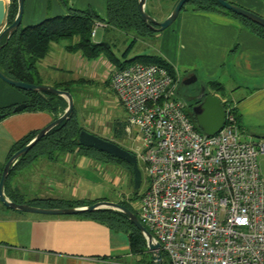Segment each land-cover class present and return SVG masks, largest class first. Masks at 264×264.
<instances>
[{
  "label": "crops",
  "instance_id": "obj_1",
  "mask_svg": "<svg viewBox=\"0 0 264 264\" xmlns=\"http://www.w3.org/2000/svg\"><path fill=\"white\" fill-rule=\"evenodd\" d=\"M176 1L147 0L146 9L156 19L162 20ZM230 1L264 17V0ZM69 8H91L105 23L106 0H24L21 27L36 24L52 15H64ZM171 23L155 34L154 52L147 54L157 55L171 65L177 77L176 94L179 98L181 95L177 91L190 92L205 86L206 91L217 95L221 101L225 98L234 100L242 138L253 141L254 128L264 124V38L251 32L237 17L220 9L195 11L184 8ZM131 37L133 43L127 44L126 40ZM137 37L141 36L105 23V26L95 28L91 38L94 42L110 45L116 58L130 60L138 55H147H131ZM66 46L61 42L50 44L46 56L40 60V68H37L39 83L53 87L67 83L69 92L73 90L70 92L74 100L73 115L79 125L82 121L81 127L87 125L89 132L104 135L102 119V122H87L80 119V115L86 104L93 108L100 103L103 106L104 93H113L110 78L116 65L106 56L88 59L81 51L68 50ZM213 83L220 89H214ZM81 86H96L98 93H81ZM28 99L24 92L0 79V108L27 102ZM55 114H59V110L56 113L23 110L3 117L0 120V140L4 139L9 146L5 161L16 141L43 128L55 118ZM91 116L96 118V114ZM259 138L253 142L264 145V140ZM38 159L45 177L27 178L30 171L24 167L14 178V186L25 200L55 198L117 202L107 197L104 162L81 154L77 149L71 153H60L57 158L41 156ZM117 169H109L106 176L112 184L119 180L116 178L121 169ZM120 172V178L126 183L130 173ZM36 184H40L39 188L32 187ZM127 237L126 233L112 230L104 223L81 214L27 213L7 208L0 202V264H136L140 257L129 251ZM146 259L151 260L149 252H146Z\"/></svg>",
  "mask_w": 264,
  "mask_h": 264
},
{
  "label": "built area",
  "instance_id": "obj_2",
  "mask_svg": "<svg viewBox=\"0 0 264 264\" xmlns=\"http://www.w3.org/2000/svg\"><path fill=\"white\" fill-rule=\"evenodd\" d=\"M110 84L146 179L136 213L167 262L264 264V145L242 138L235 101H221L224 125L209 136L165 66L131 63Z\"/></svg>",
  "mask_w": 264,
  "mask_h": 264
},
{
  "label": "trees",
  "instance_id": "obj_3",
  "mask_svg": "<svg viewBox=\"0 0 264 264\" xmlns=\"http://www.w3.org/2000/svg\"><path fill=\"white\" fill-rule=\"evenodd\" d=\"M195 11H214L223 10L237 17L251 32L259 37L264 38V28L256 23L234 14L229 10L221 8L215 0H189ZM186 3V4H187ZM184 9V6L183 8ZM17 10L16 0H10L7 8L6 23L9 24L15 17ZM106 20L105 23L111 27H115L126 32H131L139 36L154 35V31L148 28L142 21L137 0H106ZM103 21L97 13L91 8L86 9H68L64 15L48 17L42 21L29 25L28 27H19L5 41L2 40L0 47V69L8 76L29 83H39V76L36 63L42 60L49 51L52 42H60L62 39L70 38L75 41L66 46L68 50H79L88 59H94L101 55L106 56L116 68L124 67L128 64L140 62L144 64H158L165 66L169 73L174 74L169 63L164 61L157 55H138L133 58L120 60L115 57L112 47L104 42H94L92 37L93 25ZM133 42L131 41V44ZM131 47V46H130ZM175 76V74H174ZM65 86L67 83H59L54 87L68 90ZM214 89H220L218 84H212ZM28 95L27 111H52L57 112L58 106L66 107V101L63 97L48 94L42 97L33 91L21 90ZM15 104L0 108L5 113V117L12 114V108ZM74 114V113H73ZM70 119L61 122L59 125L51 129L35 146L27 153L20 155L16 163L11 167L9 176L5 182L4 191L8 198L15 202H26L30 205L41 207H70L88 205L94 202L86 200H64L55 198H35L25 200L16 188H12L10 179L15 172L30 165L34 160L41 156L53 159L55 154L72 152L77 149L79 153L98 160H108L116 164H120L129 169L131 176V167L122 160L116 159L94 148L80 146L77 143V135L83 128L79 125L75 115ZM57 115L55 114V118ZM38 131V130H37ZM37 131H32L22 137L20 141H16L11 147L8 157L14 151L23 147ZM2 170V169H1ZM133 183V176H132ZM139 190V189H138ZM138 190L134 189L133 199L137 198ZM136 215L137 213L130 205L123 201H117ZM81 215L90 217L96 221L104 223L107 227L115 231H121L128 235L129 251L135 255L148 252L146 241L139 230L130 222V220L121 212L112 209H100L93 212L81 213ZM163 264H169L165 254L162 253ZM152 260H146V264H152Z\"/></svg>",
  "mask_w": 264,
  "mask_h": 264
},
{
  "label": "water",
  "instance_id": "obj_4",
  "mask_svg": "<svg viewBox=\"0 0 264 264\" xmlns=\"http://www.w3.org/2000/svg\"><path fill=\"white\" fill-rule=\"evenodd\" d=\"M139 12L144 22L148 28L154 32H160L170 26L182 10L183 6L189 2V0H177L170 9L169 14L162 20L156 19L151 15L146 9L147 0H137ZM221 8L229 10L230 12L242 16L257 25L264 28V17L259 14L240 7V5L232 3L228 0H215ZM17 10L14 19L12 22L7 24L6 14L8 8L7 0H0V47L2 46V40L5 38V41L11 36V34L21 26V19L24 10V0H16ZM0 79L5 83L13 86L17 90L33 91L38 93L42 97H47L48 94H53L61 96L66 101V107L64 111L54 118L51 122L45 125L43 128H40L36 134L29 140L23 147L14 151L7 158L4 163L1 173H0V202L3 206L22 211L27 213H38L46 215H74L81 214L86 212H93L100 209H112L123 213L130 222L139 230L143 238L146 241V247L148 252L151 255L152 264H163L162 253L159 250L160 245L157 240L152 237L153 235L145 228L144 225L140 222L138 216L130 210L125 205L110 200H99L88 205L82 206H70V207H41L36 205H30L27 202H15L8 198L4 191L5 182L9 176L11 167L19 159L20 155L27 153L33 146H35L51 129L59 125L61 122L70 119L74 112V100L72 95L67 90L56 88L49 85H44L40 83H29L24 82L18 79H14L6 75L0 69ZM195 103H191V113L195 119V122L199 129L206 135H214L219 132L224 125L225 111L220 97L206 91L205 86H201L198 95L196 96ZM27 107L26 102L15 104L12 108L13 113H19L25 110ZM5 117V113L0 111V120ZM77 143L80 146L94 148L97 151L103 152L111 157L122 160L127 163L132 170L133 176V188L138 190L142 182V172L139 167L137 156L121 147L117 143H114L108 139H104L94 133H91L85 129H81L77 135Z\"/></svg>",
  "mask_w": 264,
  "mask_h": 264
},
{
  "label": "rangeland",
  "instance_id": "obj_5",
  "mask_svg": "<svg viewBox=\"0 0 264 264\" xmlns=\"http://www.w3.org/2000/svg\"><path fill=\"white\" fill-rule=\"evenodd\" d=\"M173 1H176V0H173ZM228 1H230V0H228ZM7 2L9 4L10 0H7ZM232 3H234V2H232ZM240 7H243V6H240ZM184 8L192 9L193 5L190 3H187L184 5ZM244 8H246V7H244ZM246 9H248V8H246ZM162 31H160V32H162ZM99 33H100V30L98 31L95 38L98 39ZM158 33L156 32V33H154V35L152 34V35H148V36L137 37L135 44L133 45V48H131L132 49L131 55L138 54V53L139 54L153 53L154 48L152 45L155 43V39L157 38L155 36V34H158ZM131 40H132V37L129 38V40H126V43L128 44ZM60 42L68 45V44H71L73 42V39L65 38V39H62ZM118 47H120V45H118ZM39 65H40V61H38L35 66H37V68L39 69L40 68ZM41 77H43V76H41ZM175 77H176V75H175ZM176 79H177V77H176ZM41 80L44 81L46 79L41 78ZM67 86L68 85L65 86L64 84H62L60 87H67ZM178 86H180V83ZM95 88H96V86H81V89H82L81 93L87 94L88 91L93 92V93H98L95 90ZM111 91L113 92L112 94H111V92L104 93V102L102 101L103 106H101L100 105L101 103H100L96 107L93 108L91 105L86 104L83 107V111L81 112L82 116L80 115V119L85 120L87 122H92V120L101 121L100 119H102L104 121V135L96 134L97 132H94V134H96V135H98L104 139H108L114 143H117L121 147L135 153L136 149H138V141H137L136 134L135 133L128 134L126 132V130H125L126 122H125V118L123 115V113L125 111H123L124 109H123L122 105L118 101H116L113 89ZM182 91H183V89H182ZM70 92L73 93V90H71ZM181 99H183L186 102V104H189L192 102V100L189 99L188 97L182 96ZM76 100L78 101L77 97H76ZM58 110H59V114H61L64 111L62 106H58ZM59 114H57V115H59ZM78 114H80V113H78ZM91 114H96V118L95 117L93 118V116H91ZM97 115H98V117H97ZM121 115H123L122 121L120 120ZM82 124H83V122L81 121L80 125L82 126ZM83 127H84L83 129H85V130L90 129L87 125H85ZM254 129H255L254 132L252 131L255 135L253 138V141L260 139L259 137H261V139L264 140V124H262L259 127H255ZM87 131H90V130H87ZM252 132L249 131L248 133H252ZM91 133H93V132H91ZM4 142H5L4 139L0 140V163L2 164L0 166V173H1V169H2L1 167H3L4 163L6 162L5 157L8 153V150H9L8 144L6 145ZM59 154L60 153L55 154L54 158L59 157ZM39 160L40 159L36 160L33 164L26 166L27 170L30 171V173L27 174V178L35 177L36 179H40V178L45 177L44 173H41V172H43V169L42 168L40 169L41 166H40ZM95 160H97L99 162H104L103 163L104 164V186L107 187V189H108L107 190V197L112 198V199L117 200V201H122V200H120V198H123L124 199L123 202H126L128 205H130L132 207V209L135 212H137V207H138L139 199L141 197V193L143 192V190L146 186V179H145V175L143 173V170H141L142 182H141L140 188L138 190L139 194L137 195L136 199H133L134 188H133V183H132V176H131L129 169L125 166H122L124 169L121 166H119L122 168L121 169L118 167V165L116 163H114L112 161L105 160V159L104 160L95 159ZM258 161H259V165H260V170L262 171V173H264V152H260V154L258 155ZM138 162H139L140 169H142L141 165H140V161H138ZM114 167L116 169L119 168L117 170L121 169L128 174L130 173L129 179L127 180L126 183L123 179L120 178V176H121L120 171L121 170L119 171L120 176L117 175L118 177L116 179H119V180L116 181V183L114 182V184H112V182H110L108 180V178H106L108 172L110 171L109 169H112ZM19 173H20L19 171L15 172V174L10 179V183H11L12 188H15L14 178ZM123 177L125 178L126 176H123ZM27 178L25 179V181H27L26 183L29 184V181H28L29 179H27ZM39 185L40 184H38V185L36 184V185H33L32 187L36 186L39 188ZM32 190H34V189H32ZM139 257H140V260L136 264H146L145 263L147 260L146 259V253H141V255H139Z\"/></svg>",
  "mask_w": 264,
  "mask_h": 264
},
{
  "label": "flooded vegetation",
  "instance_id": "obj_6",
  "mask_svg": "<svg viewBox=\"0 0 264 264\" xmlns=\"http://www.w3.org/2000/svg\"><path fill=\"white\" fill-rule=\"evenodd\" d=\"M199 90L200 89H194V90H191L190 92H184V91H177V93H179L180 95H181V98H182V96L183 97H188L189 99H191L192 100V102L191 103H195V101H196V96L198 95V93H199ZM191 103H189V104H187V106H188V109L187 110H189V112H191V106H190V104Z\"/></svg>",
  "mask_w": 264,
  "mask_h": 264
}]
</instances>
